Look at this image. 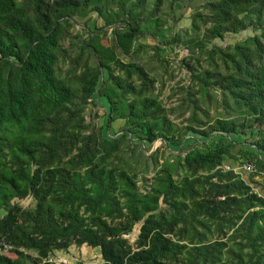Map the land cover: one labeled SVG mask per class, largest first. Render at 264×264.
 Instances as JSON below:
<instances>
[{"label":"trees","instance_id":"16d2710c","mask_svg":"<svg viewBox=\"0 0 264 264\" xmlns=\"http://www.w3.org/2000/svg\"><path fill=\"white\" fill-rule=\"evenodd\" d=\"M195 1L0 0V264L71 245L100 251L76 264H264V0ZM174 46L189 83L163 99ZM188 133L206 140L146 153Z\"/></svg>","mask_w":264,"mask_h":264},{"label":"rangeland","instance_id":"374dc122","mask_svg":"<svg viewBox=\"0 0 264 264\" xmlns=\"http://www.w3.org/2000/svg\"><path fill=\"white\" fill-rule=\"evenodd\" d=\"M204 0H196L194 2V6L198 7L199 10H203L202 4H203ZM191 7V6H190ZM186 8L185 9V13L184 16L182 17V19L178 22V24H175V30H177L178 28H185L190 24V17L189 15L192 12V8ZM194 8V7H193ZM89 22V23H88ZM88 26L90 28L93 27L94 23L95 26H100L101 25V20L98 19L96 17V14H93L91 16V20L87 21ZM86 23V25H87ZM168 24H171V21H168ZM80 27H85L84 24L80 25ZM94 28V27H93ZM108 33H110V29L108 30ZM252 34L251 30H244L242 32H240L239 34L232 36V35H228L227 38L225 40H221L219 38L215 39V42H217L218 44H225L226 42H234L236 39H241L244 38L245 36ZM146 42L151 43V40L149 38L145 39ZM166 58H168V60L170 61V67H168V70L165 74V86L162 89V93H161V98H165V96L167 94H169L170 90L169 88L172 86H176L179 82L180 85L182 84H187L189 83V77H188V72L186 71V69L184 68H179V60L185 56H187L188 54V50L184 47H177L174 46L172 48H167V50L164 52ZM179 95L177 94L174 99H172L173 104L175 105L177 103L176 98ZM97 99V103L95 104H90V106L87 108V110L85 111L86 113V118L87 120L92 119V121L96 124V125H101L103 123V118H104V109L107 110L108 105L106 104L105 98L103 97H96ZM164 103L168 104V101H164ZM92 108V109H91ZM123 125V121L120 119H117L113 122L112 124V129L114 131H118L120 129V127ZM109 132V130H108ZM110 134H113V132H111ZM234 140L236 141H240L243 142L244 145L249 146L252 148V144L250 143L252 140V136H249V134H247L246 136L244 135H234L231 136ZM204 140H206L205 138H203L202 136L198 135V134H194V133H188L185 136V140L182 143V145L178 148L177 146L174 145H164L162 143H160L159 140L153 142L151 145L148 144L147 142L144 143L145 149H146V153H152L155 151V149L157 147H159L158 153L157 154V158H158V162L161 163L166 157L170 156V159H172V156L170 155L171 153H182L184 154L188 149H190L195 143H201ZM232 166V165H231ZM236 168V167H235ZM237 169V168H236ZM239 170V169H238ZM240 172L242 171V176L246 177V174L243 170H239ZM149 178L154 176L153 172H150L148 174ZM255 180H257L259 177H254ZM255 191H258L257 187H254ZM20 203L24 206H28L32 204L31 198H26L24 200H21ZM4 213V211L0 210V216ZM138 226L135 225V227L132 229L133 232L130 235H127V237L130 239V241H133L135 239V237L137 236V234L139 233L138 230ZM71 248V251L69 252V263L68 264H76L77 261L81 260L82 262L85 263H94V262H98L101 260L100 258V251L99 249L96 247H90L87 245H82V246H76V245H71L69 247V249Z\"/></svg>","mask_w":264,"mask_h":264},{"label":"built area","instance_id":"2783aa9c","mask_svg":"<svg viewBox=\"0 0 264 264\" xmlns=\"http://www.w3.org/2000/svg\"><path fill=\"white\" fill-rule=\"evenodd\" d=\"M247 168V165L245 166ZM2 246V248H1ZM10 246L8 244H5L3 242H0V251L4 252L7 248ZM69 249V247H68ZM67 250H55L52 254H49L47 257L41 258L38 262L35 264H63V263H69V253Z\"/></svg>","mask_w":264,"mask_h":264},{"label":"water","instance_id":"95a60500","mask_svg":"<svg viewBox=\"0 0 264 264\" xmlns=\"http://www.w3.org/2000/svg\"><path fill=\"white\" fill-rule=\"evenodd\" d=\"M132 232H133V230H130V231L128 232V234H127V235H130V234H132Z\"/></svg>","mask_w":264,"mask_h":264},{"label":"crops","instance_id":"0c3cea01","mask_svg":"<svg viewBox=\"0 0 264 264\" xmlns=\"http://www.w3.org/2000/svg\"><path fill=\"white\" fill-rule=\"evenodd\" d=\"M71 251V248L70 249H68V253Z\"/></svg>","mask_w":264,"mask_h":264}]
</instances>
